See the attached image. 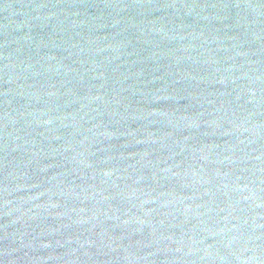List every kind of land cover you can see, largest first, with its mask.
<instances>
[{
  "label": "water",
  "instance_id": "obj_1",
  "mask_svg": "<svg viewBox=\"0 0 264 264\" xmlns=\"http://www.w3.org/2000/svg\"><path fill=\"white\" fill-rule=\"evenodd\" d=\"M264 106V0H166Z\"/></svg>",
  "mask_w": 264,
  "mask_h": 264
}]
</instances>
